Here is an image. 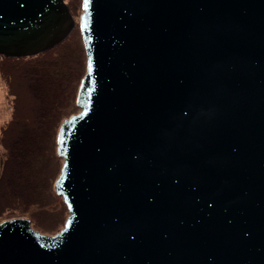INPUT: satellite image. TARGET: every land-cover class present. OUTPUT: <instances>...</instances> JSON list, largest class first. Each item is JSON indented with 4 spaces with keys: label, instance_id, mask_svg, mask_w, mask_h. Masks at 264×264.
<instances>
[{
    "label": "water",
    "instance_id": "1",
    "mask_svg": "<svg viewBox=\"0 0 264 264\" xmlns=\"http://www.w3.org/2000/svg\"><path fill=\"white\" fill-rule=\"evenodd\" d=\"M80 111L55 233L0 221V264H264V0H82ZM66 0H0V54L70 36Z\"/></svg>",
    "mask_w": 264,
    "mask_h": 264
},
{
    "label": "trees",
    "instance_id": "2",
    "mask_svg": "<svg viewBox=\"0 0 264 264\" xmlns=\"http://www.w3.org/2000/svg\"><path fill=\"white\" fill-rule=\"evenodd\" d=\"M70 10L76 11L80 0H66ZM22 68L25 95L30 98L32 115H22L20 92L14 68ZM87 69V55L80 31L75 28L68 38L44 52L20 57L0 54V76L5 81L12 102V117L0 136L2 172L0 190L12 198L0 201V217L28 216L35 228L45 233L58 231L62 223L63 207L52 209L49 182L40 178L42 168L38 160L55 149L58 127L74 112L78 86ZM75 106V105H74ZM50 148V147H49ZM43 152V153H42ZM54 152V151H53ZM55 180L59 175V159ZM46 187V190H45ZM61 209V210H60ZM55 210L56 212H54ZM58 215L57 217H55Z\"/></svg>",
    "mask_w": 264,
    "mask_h": 264
},
{
    "label": "rangeland",
    "instance_id": "3",
    "mask_svg": "<svg viewBox=\"0 0 264 264\" xmlns=\"http://www.w3.org/2000/svg\"><path fill=\"white\" fill-rule=\"evenodd\" d=\"M81 3H82V0H80L76 11L73 12V14L77 20L76 28L79 31H80L79 20H80V14L82 13V6H81L82 4ZM13 71H14L16 78H17L16 86H17L18 91L20 92L21 101H22V103H24V107L21 108L22 115L23 116H25L27 114L32 115L34 110L30 106V104H31L30 98H28V96L25 95L26 92H25L24 81H23L25 74L22 71L21 67L20 68L16 67L13 69ZM69 108H72L71 110L74 113H77L78 111H80V108L76 105V99H75V104H71V106ZM12 109L13 108H12L11 97L8 94V89L6 87L5 81L0 76V136L2 135L3 127L9 122V120L12 117ZM49 147L47 148L49 153L46 154V152H44V154H41L40 159L38 160L40 167L42 168V170H41L42 174H40V178L44 180V184H45V181L46 182L50 181V184H49L50 196H51V194H53L55 199H53V197H50V201L51 200L52 201H51V206H49V207L51 209L53 207L55 210H58V212H59L58 207H60V206L63 207L64 214H63V218H62V223H59L58 227H57V229L60 230L64 226V222H65V219H66L69 211L67 209V206L63 202V198L61 196H59L55 191V187H54L55 186L54 185L55 184V175L58 171L54 175V172H55L57 165L54 163V161L56 162V160H54L53 154L59 159V169H57L59 171L61 169L63 160L57 156L56 140H55V149L53 148V146H51V144ZM2 159H3V157H2L1 147H0V174L2 172ZM45 190H46V187H45ZM1 198L5 201H10L9 198H12V196H10L9 194H5V192H3V188H2L0 190V201H1ZM55 210H53V211L56 212ZM57 216L58 215H56L55 217H57ZM6 218H7L6 215H4V217H0V221L4 220Z\"/></svg>",
    "mask_w": 264,
    "mask_h": 264
}]
</instances>
